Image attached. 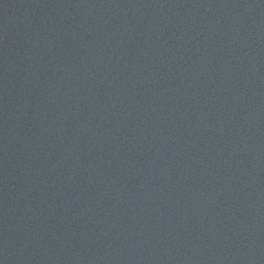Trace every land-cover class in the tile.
<instances>
[{"label": "water", "instance_id": "obj_1", "mask_svg": "<svg viewBox=\"0 0 264 264\" xmlns=\"http://www.w3.org/2000/svg\"><path fill=\"white\" fill-rule=\"evenodd\" d=\"M0 264H264V0H0Z\"/></svg>", "mask_w": 264, "mask_h": 264}]
</instances>
